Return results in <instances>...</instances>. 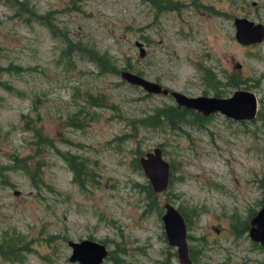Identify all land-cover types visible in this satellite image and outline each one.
I'll use <instances>...</instances> for the list:
<instances>
[{"label": "rangeland", "instance_id": "obj_1", "mask_svg": "<svg viewBox=\"0 0 264 264\" xmlns=\"http://www.w3.org/2000/svg\"><path fill=\"white\" fill-rule=\"evenodd\" d=\"M16 1L35 18L0 0V68L26 70L0 76L22 92L0 87V238L17 233L29 252L19 262L0 256V264H72L67 242L82 240L106 246L103 264H179L164 235V203L187 216L192 264H264V247L240 233L264 202V41L239 45L233 25L245 18L264 26V0H155L180 7L160 15L153 0ZM65 38L115 63L117 73L99 74L87 56L64 60ZM199 69L217 76L220 98L253 93L258 118L214 114L174 130L139 123L176 105L119 72L191 98L213 96ZM156 148L171 166V186L147 198L134 161ZM73 162L83 166L82 186Z\"/></svg>", "mask_w": 264, "mask_h": 264}, {"label": "water", "instance_id": "obj_2", "mask_svg": "<svg viewBox=\"0 0 264 264\" xmlns=\"http://www.w3.org/2000/svg\"><path fill=\"white\" fill-rule=\"evenodd\" d=\"M235 40L244 47L258 45L264 41V26L245 18H236L233 22ZM139 57H143L145 50L141 43L136 42ZM239 67V66H238ZM120 78L127 84L141 88L146 94L154 96L170 95L179 108L193 110L203 116L220 114L235 122L252 121L257 112V99L247 90H236L227 98L217 97H187L179 92H169L159 83L150 82L144 78L123 71ZM264 79V73H263ZM139 168L147 179L151 191L155 195L164 194L168 190L171 167L164 159L163 152L156 148L137 159ZM166 242L176 250L179 264H192L187 242V225L180 212L170 203H164L161 215ZM249 239L264 247V202L258 212L249 220ZM71 250L69 262L72 264H103L108 256L105 245L92 241L67 242Z\"/></svg>", "mask_w": 264, "mask_h": 264}, {"label": "trees", "instance_id": "obj_3", "mask_svg": "<svg viewBox=\"0 0 264 264\" xmlns=\"http://www.w3.org/2000/svg\"><path fill=\"white\" fill-rule=\"evenodd\" d=\"M15 3L12 5L11 7L16 9V6H19V8L17 9V16L18 17H22V14H27V16H31V18H35V12L34 10L30 11L26 6H24L23 4L17 2L16 0H14ZM153 5V9H155L156 11H158L160 8V11L165 10L166 8L164 6H159V2L157 3L155 0H153V2H151ZM160 7V8H159ZM174 11H178L180 10V7H174V9H172ZM64 49L62 50V58L65 60L67 59L68 61L71 59V56L73 54H77V55H82V56H87L88 58H90L89 60L93 61L98 69H99V74H116L117 73V68L115 66V63L111 62H107V61H101L99 59H102V56L99 55L98 52H96L94 49L91 50L88 47H81V44H75L73 43L71 40H67L66 38L64 39ZM85 54V55H83ZM26 70L16 66V67H10V68H0V76L2 77L3 75H8V76H12V75H20L21 73H25ZM204 72V82L207 83V85H211V83H213V75L208 71V70H203ZM120 74V72H119ZM227 86H230L229 84H227ZM235 85H232L231 87H234ZM0 87L8 92L13 91L14 88L11 84H7V82H3L0 79ZM14 93L16 94H21L22 92L19 91L18 89L14 90ZM224 89L219 90V92L215 95L216 97H220L224 94ZM148 96V95H147ZM192 112V111H191ZM188 110L182 109V108H175V107H171L169 106H162L160 108L154 109V111L142 118L139 123L143 126V127H150V128H158L160 126H166L172 130H174V127L177 125H182V124H187L189 123V121H187L186 117H188V114L191 113ZM17 161V160H16ZM135 162V168L138 170H140L137 160L134 161ZM18 163V161H17ZM78 166V167H77ZM81 167H83L82 165L79 166V164H75V162H73L72 164H70V169L71 172L73 173V177H74V182L78 183L80 186H82V182H83V169H81ZM171 167V166H170ZM1 168V167H0ZM21 170H25L28 173H30V171L27 170L26 165L25 166H21L20 168ZM33 173V177H32V181L34 182V177L38 174V170L37 167L35 168V170L32 172ZM171 186V181H169V186L168 188ZM143 192L145 193L147 198H155V194H153V192L151 191L150 186L147 184L145 186H143ZM178 211L180 212V214L183 216V218L186 221V225L188 227L189 221L187 219V216L184 214V212L180 209H178ZM255 213H252L245 221H243V223L241 224V232L246 233L249 230V220L250 218H252V216H254ZM6 233L5 235H3L0 239V256L2 257V259L8 261V262H19L23 256L24 252H29V244L25 242V239L17 234V233ZM257 246V244H256ZM191 257V254H190ZM192 261L194 260L193 257H191Z\"/></svg>", "mask_w": 264, "mask_h": 264}, {"label": "flooded vegetation", "instance_id": "obj_4", "mask_svg": "<svg viewBox=\"0 0 264 264\" xmlns=\"http://www.w3.org/2000/svg\"><path fill=\"white\" fill-rule=\"evenodd\" d=\"M166 3H169V6L168 5H165ZM159 6H164L166 9L165 10H162V11H160V9L157 11V14L158 15H160V14H162V12H175L174 10H172V9H174V4H172L170 1H166L164 4H162V3H159L158 4ZM143 45V44H142ZM145 50V49H144ZM146 56V51H145V54H144V56L143 57H141V59H143L144 57ZM199 72H200V74L202 75V82H203V84H204V86H205V88L206 89H208L211 93H213V96H207V95H203V96H198V97H216L215 95L219 92V90H221V86H223L222 85V83L219 81V79L217 78V76H214L213 75V83H211V85H207V83H205L204 82V72H203V70L202 69H199L198 70ZM217 79V80H216ZM161 85V84H160ZM163 88H165V87H163ZM169 92H172L171 90H169L168 88H166ZM222 89H223V87H222ZM176 92V91H175ZM180 93V92H179ZM182 94V93H181ZM205 94V93H204ZM148 96H149V94H147ZM184 95V94H183ZM154 96V95H153ZM171 97L170 95H167V96H162V97ZM186 96V95H185ZM223 96V95H222ZM222 96H220V97H222ZM187 97H189V96H187ZM220 97H218L217 96V98H220ZM172 98V97H171ZM192 98H195V97H192ZM174 101V100H173ZM175 103V102H174ZM176 105V104H175ZM175 108H177V109H179V107L176 105V107ZM182 109H184V108H182ZM186 110V109H185ZM188 111H192L190 114H188V117H186V119H187V121H193V122H197L196 123V127L198 128V127H200V123H205V122H207L208 120H209V118H210V116H212V115H214V114H211L210 116H203L202 114H200V113H198V112H195V111H193V110H188ZM217 114V113H216ZM256 118H258V114H257V112H256V116H255V118L253 119V120H255ZM249 122H251V121H249ZM190 124H194V123H190ZM176 130V129H175ZM256 214V213H255ZM253 217V216H252ZM251 219V218H250ZM189 253H190V249H189ZM191 254V253H190ZM191 258V257H190ZM192 260V259H191Z\"/></svg>", "mask_w": 264, "mask_h": 264}, {"label": "bare ground", "instance_id": "obj_5", "mask_svg": "<svg viewBox=\"0 0 264 264\" xmlns=\"http://www.w3.org/2000/svg\"><path fill=\"white\" fill-rule=\"evenodd\" d=\"M142 44V43H141ZM124 71H127V70H124ZM130 72V71H129ZM132 73V72H131ZM136 75H138V74H136ZM138 76H140V75H138ZM141 77V76H140ZM143 78V77H142ZM123 81V80H122Z\"/></svg>", "mask_w": 264, "mask_h": 264}]
</instances>
